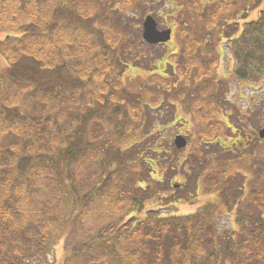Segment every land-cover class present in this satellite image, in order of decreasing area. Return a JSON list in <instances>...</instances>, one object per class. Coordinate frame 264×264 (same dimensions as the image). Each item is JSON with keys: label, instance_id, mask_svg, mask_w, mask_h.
Masks as SVG:
<instances>
[{"label": "trees", "instance_id": "1", "mask_svg": "<svg viewBox=\"0 0 264 264\" xmlns=\"http://www.w3.org/2000/svg\"><path fill=\"white\" fill-rule=\"evenodd\" d=\"M170 5L196 22L176 29L170 75H151L136 89L163 103L164 115L136 93L123 96L116 72L140 56L125 26L101 14V0H0V30L19 32L0 41V264H48L63 236L61 264H264V159L248 165L247 135L218 120L223 98L213 79L223 38L235 79L264 78V0ZM174 103L199 141L182 164L167 136L184 120ZM224 137L228 148L217 142ZM188 165L191 192L214 194L237 230L218 234L212 204L185 216L146 206L179 203L165 198L164 180Z\"/></svg>", "mask_w": 264, "mask_h": 264}, {"label": "rangeland", "instance_id": "2", "mask_svg": "<svg viewBox=\"0 0 264 264\" xmlns=\"http://www.w3.org/2000/svg\"><path fill=\"white\" fill-rule=\"evenodd\" d=\"M123 1L124 0H101L103 9L99 10L109 21L112 20L113 23H116L120 30L121 26H125L123 28L127 29L126 38L133 43L132 52H135L136 55L140 56L137 58V62L131 61L128 68L123 66L126 62L123 60L115 77L119 76L118 79L121 82L124 97H128L132 100L133 94L136 93V96L140 97L141 101L150 105L154 109H160L165 115L166 112L163 111L162 107L163 103L160 106H156V102H153L154 99L150 97L145 98L142 94L138 93L136 89L151 75L158 74L163 76L165 75L164 72L170 75V70L175 68L178 61H176V59L170 61L169 56L173 53L176 54L180 48V41L178 45L177 40V37H180L176 32V29H178L180 22L187 21L190 24L191 22H196L194 18L195 13H188L186 16V13L184 12L186 11V8L184 7H180V13H170V2L174 0H126L128 1V4L123 3ZM74 2L77 4L78 0H74ZM179 14L185 19L179 18ZM257 14L258 10H255L249 13L245 20L253 21L257 17ZM146 15L153 17L159 30L166 28L171 30V40L165 45H148L143 41L141 37V27ZM239 25L242 26V23H239ZM8 35H19V32L11 33L0 30V41ZM136 36H139L140 41L142 40L141 42L145 43L148 47L140 45L138 40L135 39ZM211 39H215V36H211ZM119 53L121 57V48L119 49ZM215 56L218 58V66L215 69L213 79L220 88L223 98V105H221L222 107L218 120L227 123L229 119L236 129L238 128L239 130H242L241 133L245 132L248 137V152L250 153V157H245L244 159L247 160L249 165L255 160V158L258 159L260 157L264 159V139L258 138V131L264 129V78H261L255 83L235 79L233 74L234 60L227 39H221L215 46ZM166 63H168V65H166ZM170 65L172 66L170 67ZM6 69V61L0 55V81L3 83L4 87L6 85ZM170 99L171 98L168 100ZM130 100L128 101L130 102ZM174 104L176 105V118L181 117L184 118L185 121L183 120L180 121V123H176L175 126L170 129L167 136L171 142L177 135H181L186 139L187 145L181 150L178 156L179 163L182 164V159H187V157L190 158L193 153H196L195 149L199 141L189 116L182 114V107L178 103ZM137 139L131 138L128 145L135 142ZM217 142L224 148L230 146L229 138L227 137L220 138ZM244 144L245 143L242 145ZM121 148H124L122 144ZM218 156L222 155L219 154L217 157ZM170 157L173 156L170 155ZM189 167L190 165H188L187 168L183 167L180 169L181 174H171V172H168L169 178L166 177L164 180L163 187L167 189V191L164 192L165 198H167L168 202L172 201V199L182 198L179 203H174L173 207L159 205V202L149 203L146 206H149V209H153L160 215L185 216L196 212L199 208L206 206L207 204H212L215 209L213 212V219L218 234L225 235L231 232V230H237L234 223L233 211L227 213L228 210L223 207L214 194L205 195L202 190L198 191L196 195L191 192V186L188 187L189 182L191 181L187 183L191 174ZM233 168L243 171L242 165L238 163L233 164ZM182 170H184L186 174H184ZM243 172L246 175H249L248 171ZM155 176L162 177L161 173ZM161 204H165V202L163 201ZM66 240L67 237L63 236L57 243L55 249L48 256V264H61L62 251L67 242ZM68 244L71 243L69 242Z\"/></svg>", "mask_w": 264, "mask_h": 264}, {"label": "water", "instance_id": "3", "mask_svg": "<svg viewBox=\"0 0 264 264\" xmlns=\"http://www.w3.org/2000/svg\"><path fill=\"white\" fill-rule=\"evenodd\" d=\"M141 37L148 45H160L170 41L171 30L169 28L159 30L156 21L150 15H146L142 22ZM258 138L264 139V129L258 131ZM172 144L176 150H182L186 147V139L177 135Z\"/></svg>", "mask_w": 264, "mask_h": 264}]
</instances>
